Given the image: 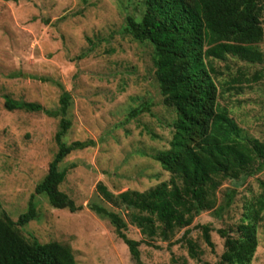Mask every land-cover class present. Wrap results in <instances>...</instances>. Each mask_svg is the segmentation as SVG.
Listing matches in <instances>:
<instances>
[{
    "label": "rangeland",
    "instance_id": "obj_1",
    "mask_svg": "<svg viewBox=\"0 0 264 264\" xmlns=\"http://www.w3.org/2000/svg\"><path fill=\"white\" fill-rule=\"evenodd\" d=\"M144 10L145 0H0V215L16 221L27 211L58 150L55 134L60 122V116L43 112L10 111L5 95L55 109L67 90L72 95L67 113L72 126L66 141L96 142L60 164L67 171L60 190L82 208L58 209L47 196L37 194L39 216L17 225L20 232L31 241L67 245L78 264H138L111 222L90 208L97 202L121 213L129 237L144 240L140 250L145 264H173L172 255L187 264H219L225 242L219 229H235L246 202L261 191L264 171L238 186L230 206L195 217L189 236L199 245V260L189 255L181 240L186 228L177 229L170 240L155 237L152 242L162 246L155 248L147 244L149 238L132 223L128 211L98 191L101 183L114 194L144 191L171 178L153 155L170 147L177 114L163 102L152 45L124 33L127 17L140 18ZM262 22L264 26V15ZM259 46L264 52V40ZM212 63L218 71L219 103L246 135L264 141V61L249 63L228 55ZM240 71L249 78L258 72L261 78L231 87L229 81ZM148 105L150 111L131 115L133 109ZM232 187L226 180L218 188L216 208L225 204ZM206 223L212 227L214 249L199 227ZM258 240L251 264H264V218Z\"/></svg>",
    "mask_w": 264,
    "mask_h": 264
},
{
    "label": "trees",
    "instance_id": "obj_2",
    "mask_svg": "<svg viewBox=\"0 0 264 264\" xmlns=\"http://www.w3.org/2000/svg\"><path fill=\"white\" fill-rule=\"evenodd\" d=\"M263 15L264 0H145L140 18L127 17L124 33L152 45L155 77L163 102L177 114L170 147L153 155L171 173V178L144 191L128 189L114 194L102 183L98 191L103 199L124 207L132 223L149 238L145 240L147 244L155 248L162 247L152 242L155 237L170 240L177 229L186 228L181 240L189 255L199 260V245L189 236V226L195 217L202 211L230 206L238 186L264 171V141L246 135L230 110L219 103L215 78L218 71L212 63L213 59L225 60L228 55L249 63H262L264 52L259 44L264 40ZM260 78L258 72L249 78L240 71L229 83L233 87L241 81L256 82ZM4 104L10 111L20 109L60 116V122L55 134L58 150L48 173L31 195L27 211L16 221L8 214L0 215V264H78L67 245L28 240L17 225L24 226L38 218L37 194L47 196L58 209L76 212L82 208L60 190L67 175L60 164L72 152L96 142L66 141L72 126L67 117L72 95L67 90H63L55 109L10 95H5ZM150 108L149 105L135 108L131 115L137 116ZM226 180L232 181L233 187L226 192L225 204L216 208L217 190ZM259 186L261 191L246 202L235 229H219L225 239L219 264H251L259 245L258 227L264 218V180L259 181ZM90 208L111 222L132 258L145 264L140 250L144 240L129 237L128 223L121 213L97 202H92ZM199 227L204 241L214 249L211 225ZM171 247L169 242L168 249ZM171 260L173 264H187L174 255Z\"/></svg>",
    "mask_w": 264,
    "mask_h": 264
}]
</instances>
